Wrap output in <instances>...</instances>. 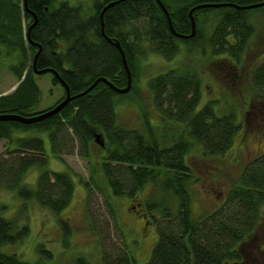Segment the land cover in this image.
I'll return each mask as SVG.
<instances>
[{
	"label": "trees",
	"instance_id": "obj_1",
	"mask_svg": "<svg viewBox=\"0 0 264 264\" xmlns=\"http://www.w3.org/2000/svg\"><path fill=\"white\" fill-rule=\"evenodd\" d=\"M25 1L26 5L24 0H0V57L3 52L9 58L14 54L17 62L8 68L18 81L23 76L13 91L0 93V114L32 116L43 112L35 111L41 95L32 69L39 46L36 68L55 71L53 84L63 81L70 94L76 95L98 77H106L120 88L126 86L127 74L112 40L119 41L131 71L134 60L145 57L147 49L165 60H172L180 54L181 42L199 44L198 16L202 13H216L211 19L214 23L208 31L207 43L212 56L218 60L227 57L226 60L232 62L240 61L253 34L248 10L231 6L194 10L195 34L183 38L172 33L155 0H118L103 14L105 36L101 33L100 13L107 3L115 0H89L76 5L61 1L57 6L55 0ZM161 1L169 12L175 32L185 35L191 32L189 10L194 5L206 2L247 5L263 0ZM33 13L37 22L28 36ZM140 21L145 22L142 28L138 24ZM249 80L250 88L255 92L251 102L256 100L264 105V60L250 69ZM147 87L162 124L182 126L180 138L169 142L159 139L146 127L144 131H138L118 125L115 99L121 93L99 82L88 93L72 99L58 113L40 121L0 120V142L7 143L4 153L0 154V187L14 189L22 199H34L41 207L60 213L71 201L74 180L70 171L46 168L45 142L40 134L47 133L56 155L65 148L72 150L70 141L76 139L78 154L89 160L93 144L96 147L93 154L100 158V173L113 196L133 199L148 183L157 189L153 200L146 202L148 211L159 214L153 216L157 241L143 264L241 263L245 255L242 245L254 236L263 217L264 152L243 166L222 204L194 218L190 213V185L195 180L187 153L197 145L205 157L225 154L241 124L233 111L217 112L213 102L199 107L201 77L197 70L169 69L148 79ZM63 99L64 96L57 103ZM96 130L103 133V147L93 140ZM35 165L39 169L36 186L29 188L22 181L27 170ZM91 179L82 183L87 189L86 212L88 219L91 218L92 233L99 241L101 264H140L127 250L122 231L121 245L106 244L107 235L105 239L101 237L92 224L89 207L92 186L101 191L103 188L95 178ZM172 197L176 199L175 207L170 205ZM110 211L119 230L116 211L111 204ZM58 222L66 241L71 231L69 224L63 219ZM28 232L27 224L19 226L17 219L0 216V247L22 241ZM0 264L32 263L0 248ZM73 264L92 263L78 257Z\"/></svg>",
	"mask_w": 264,
	"mask_h": 264
},
{
	"label": "rangeland",
	"instance_id": "obj_2",
	"mask_svg": "<svg viewBox=\"0 0 264 264\" xmlns=\"http://www.w3.org/2000/svg\"><path fill=\"white\" fill-rule=\"evenodd\" d=\"M61 1H68L71 5L89 2V0H55V5L57 6ZM215 15L216 13L207 12L198 16L200 43L181 42V51L176 58L165 60L147 49L145 57L134 60L132 65L130 92L118 95L115 99L118 125L138 131H144L146 127L158 138L160 137L159 139L164 138L169 142L178 139L183 135L182 126L162 124L161 115L155 108L147 81L169 69L178 71L194 69L201 77L199 107L207 102H213L217 112L235 113L241 127L225 154L216 158L205 157L197 145H193L187 153V161L193 170L195 180L190 185L192 193L190 213L194 218L222 204L230 186L236 184L243 166L247 162L254 161L264 152V105L260 101L255 102L256 100L253 101L254 103L251 102L255 92L251 90L249 80L250 69L264 60V7L248 10L253 34L240 61L237 62L226 60L227 57L218 60L211 54L207 38L208 31L212 29L214 23L211 19ZM138 24L141 28L145 26L144 21ZM27 56L29 65L30 57ZM16 62L17 58L14 54L9 58L3 52L0 57L1 94L10 93L19 82L8 68L10 64ZM34 77L41 95L35 111L47 110L55 106L63 96L65 98L63 86L60 83L53 84L52 73L35 74ZM249 95L250 99H248ZM40 135L45 142L46 168L53 171H70L72 174L74 191L71 201L56 214L41 207L34 199H22L14 189L0 187V216L17 219L19 226L27 224L29 228L27 236L22 241L2 245L1 250L16 254L21 260L32 264H73L78 257H83L92 264H101L99 241L92 233L91 218L88 219L86 212L87 189L82 183L92 180L93 177L103 190L92 184V194L89 199L92 224L98 229L101 237L105 239L107 235L106 244L108 242L116 246L121 245L122 231L127 250L138 263H145L157 241L153 216H159L154 210L148 211L146 202L148 199L153 200L157 189L148 183L133 199L127 196H113L100 173V158L93 154L95 145L91 144L89 160L78 154L79 144L76 139L70 141V147L73 145L72 150L65 148L64 152L56 155L51 149L47 133ZM6 147L7 143L1 141L0 154L4 153ZM38 173L39 169L36 165L29 168L22 183L34 188ZM137 202L142 206L134 210L133 207L137 206ZM110 204L115 208L119 230L116 229L111 216ZM175 204L176 199L172 197L170 205L175 207ZM143 208L146 210V216L142 215ZM262 210L264 216V206ZM59 219L65 220L71 230L66 241ZM254 236L242 245L245 254L243 261H245L239 264H255L257 261L255 256L258 252L264 254V221L259 224ZM261 244H263V252L259 250ZM259 261H261L259 264L264 263L261 259Z\"/></svg>",
	"mask_w": 264,
	"mask_h": 264
},
{
	"label": "water",
	"instance_id": "obj_3",
	"mask_svg": "<svg viewBox=\"0 0 264 264\" xmlns=\"http://www.w3.org/2000/svg\"><path fill=\"white\" fill-rule=\"evenodd\" d=\"M155 1L157 2V4L159 5V7L161 8V10L163 11L164 15L166 16L167 21H168L169 28L172 31V33L174 35H176L177 37H183V38H191L195 34V31H196L195 20H194V17H193L192 14H193V11L196 10V9L206 8V7L209 8V7L231 6V7L237 8V9L249 10V9H253V8H257V7L264 6V0L263 1H260V2H257V3L247 4V5H237V4H234V3H231V2H221V3H213V2L208 3V2H206V3H200V4H197V5H194L189 10V17H190V21H191V32L189 34L183 35V34H179V33L175 32V30H174V28L172 26V22H171V18H170L169 12H168L167 8L165 7V5L163 4V2L161 0H155ZM117 2H118V0L110 1L101 10V13H100L101 33L104 36H105V34H104V31H103V23H102L103 14H104V12L109 7L113 6ZM24 4L26 5V1L25 0H24ZM33 16H34V20H33L32 24L28 27V30H27L28 36H29L30 29L37 22L36 15L34 13H33ZM112 42L114 43V45L117 47V49L120 52L121 59H122V62H123V66H124V69H125L126 74H127V83H126V86L125 87H122V88L117 87V86L113 85V83H111L106 77H98L84 91H82L81 93L76 94V95H71L70 94V91H69V88L66 85V83L63 82V81H61V85L65 89V98L61 102H59L58 104H56L55 106H53V107H51V108H49V109H47V110H45V111H43L41 113L32 115V116H22V115H17V114H0V120H16V121H20V122H23V123H34V122L40 121L42 119H45V118H47V117H49L51 115H54V114L58 113L72 99H74L77 96H80V95H83V94L88 93L99 82L106 83L108 86H110L112 89H114L118 93H121V94L127 93L130 90V88H131V72H130V68H129V65L127 63V60H126L124 51H123V49H122L119 41L118 40H112ZM39 51H40V46H39V49L35 53V55L33 57V60H32V69H33V72L35 74H41V73L50 72L53 75H57V73L55 71H53L52 69H50V68H46V69H42V70H39V69L36 68V59L38 57ZM22 79H23V76L21 77V79L19 80V82L16 84V86L20 83V81ZM16 86H14L12 88V90H14L16 88ZM93 140H94V142L97 145H99L101 147L104 146L105 140H104V136H103V133L102 132H100V133L94 132V139Z\"/></svg>",
	"mask_w": 264,
	"mask_h": 264
},
{
	"label": "flooded vegetation",
	"instance_id": "obj_4",
	"mask_svg": "<svg viewBox=\"0 0 264 264\" xmlns=\"http://www.w3.org/2000/svg\"><path fill=\"white\" fill-rule=\"evenodd\" d=\"M140 206H142L141 205V203L139 202H137V206L135 207H133V209L135 210V209H137V207H140ZM142 215L143 216H146V210H145V208H143L142 209ZM143 221H145V219H142ZM262 221H264V216L260 219V221H259V224L262 222ZM147 222H144V224H146ZM262 248H263V244H261V245H259V250L260 251H262ZM263 252V251H262ZM259 259H261V260H263L264 261V254H261V252H258V254L255 256V260H257V261H255V264H259L261 261H259ZM263 263V262H262Z\"/></svg>",
	"mask_w": 264,
	"mask_h": 264
}]
</instances>
